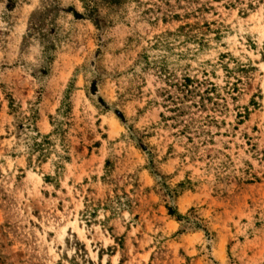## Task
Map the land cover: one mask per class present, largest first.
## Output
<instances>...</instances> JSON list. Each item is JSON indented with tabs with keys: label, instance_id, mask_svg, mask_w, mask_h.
<instances>
[{
	"label": "rangeland",
	"instance_id": "rangeland-1",
	"mask_svg": "<svg viewBox=\"0 0 264 264\" xmlns=\"http://www.w3.org/2000/svg\"><path fill=\"white\" fill-rule=\"evenodd\" d=\"M97 15L0 0V264H264V0ZM65 89L46 182L55 155L26 167L24 117L48 133ZM105 195L128 207L86 221Z\"/></svg>",
	"mask_w": 264,
	"mask_h": 264
},
{
	"label": "trees",
	"instance_id": "trees-1",
	"mask_svg": "<svg viewBox=\"0 0 264 264\" xmlns=\"http://www.w3.org/2000/svg\"><path fill=\"white\" fill-rule=\"evenodd\" d=\"M81 3V7L84 9L87 15L94 17V22L98 21L97 15V7L99 5H106L107 7L118 6L124 3L126 0H79ZM77 14V13H75ZM211 90V89H209ZM67 91L65 89L63 99L61 101L60 107L57 108V116L60 117H50L49 124L51 126V130L42 134L39 133L33 126L34 120V111L30 112V115L24 117L25 125L24 129L31 131L33 134H29L27 131L23 132L24 136L22 138L23 142V152L25 154L26 167H40L42 163H44L50 154L55 155V159L52 162L53 166V174L52 175H43V179L46 182H51L55 180L59 171L62 168V161H66L68 156L65 155L66 147L64 145L65 140V130L62 129L63 120L69 109L67 106V102L65 99L67 98ZM29 128V129H28ZM57 141L60 146V152H57L54 148V142ZM107 162V161H106ZM107 164V163H106ZM105 172L107 168L104 169ZM104 180V177H102ZM179 183L178 185H180ZM83 209L80 212L82 216H84L86 221L96 222L97 212L99 210L108 211L110 216H103V221L107 220L109 217H113L119 211L128 207V203L120 200V197L117 195H113L112 197L109 195H105L103 200H96L93 202L91 198H84ZM167 214L174 217L177 222H181L183 216L179 213H176L175 209L171 206H166ZM101 224V221H98ZM182 230L178 229L175 233H180Z\"/></svg>",
	"mask_w": 264,
	"mask_h": 264
}]
</instances>
